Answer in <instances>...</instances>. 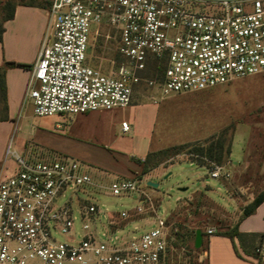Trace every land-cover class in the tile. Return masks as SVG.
I'll return each mask as SVG.
<instances>
[{"label": "built area", "instance_id": "obj_1", "mask_svg": "<svg viewBox=\"0 0 264 264\" xmlns=\"http://www.w3.org/2000/svg\"><path fill=\"white\" fill-rule=\"evenodd\" d=\"M101 23L116 31L122 59L109 72L89 64ZM155 64L161 70L148 76ZM258 75L264 0H53L26 100L38 117L72 119L127 108L143 85L158 103ZM8 155L14 170L0 179V264H163L175 235L171 213L160 214L140 179L106 183L83 161L33 145L23 153L10 145ZM211 166L219 179L223 166ZM134 194L131 211L104 210L97 200ZM137 217L143 227L127 230Z\"/></svg>", "mask_w": 264, "mask_h": 264}, {"label": "rangeland", "instance_id": "obj_2", "mask_svg": "<svg viewBox=\"0 0 264 264\" xmlns=\"http://www.w3.org/2000/svg\"><path fill=\"white\" fill-rule=\"evenodd\" d=\"M115 37L116 31L106 23L95 29L88 52L91 66L107 72L115 68ZM2 114L0 99V118ZM58 117L30 113L17 133L16 149L21 148V142L29 141L33 144L27 150L33 145L35 152L45 155L63 153L74 157L106 183L125 178L140 179L146 186L149 182L157 184V188L148 186L146 190L161 206V215L171 213L175 234L163 264H207L200 255L205 247L195 248L194 233L214 229L216 234H224L239 224L245 209L264 192V75L172 95L158 103L143 85L131 106L80 115L69 120L65 129L54 131ZM124 122L129 125L127 132L123 130ZM227 128L231 154L222 165L219 179L210 176L211 169L192 163L186 153L154 157V167L143 175L138 163L149 151L204 143ZM42 131L50 134L38 139ZM97 200L111 212L131 211L139 203L136 194L130 199L103 196ZM142 218L128 222L127 230L143 227ZM251 251L262 260L261 242Z\"/></svg>", "mask_w": 264, "mask_h": 264}, {"label": "crops", "instance_id": "obj_3", "mask_svg": "<svg viewBox=\"0 0 264 264\" xmlns=\"http://www.w3.org/2000/svg\"><path fill=\"white\" fill-rule=\"evenodd\" d=\"M16 1L18 5L15 16L4 23L5 31L0 42V74L5 83L8 106L7 119L0 118V179L11 175L14 170V163L8 155L10 145L15 151L23 153L27 151L29 145L33 144L28 141L21 142V148L17 146L16 149L14 146L16 140L18 143L17 133L21 130L23 121L30 113L34 114L33 106L26 100V95L32 69L38 60L43 40L48 33L50 6L53 0ZM30 1H35V4L25 3ZM79 116L72 119L58 117L54 131L65 129L64 125L67 126L69 120L73 121ZM46 134L50 133L42 131L38 139H43V135ZM152 152L156 151H149L147 155ZM10 162L13 163L12 166L9 165ZM239 229L242 234L249 236L244 246L237 238L233 241L218 234L206 239L205 250L200 252V255L207 259V264H264V255L261 260L256 258L251 251L255 246L260 245V242L264 247V241L251 237L264 234V202L255 214L240 222Z\"/></svg>", "mask_w": 264, "mask_h": 264}, {"label": "trees", "instance_id": "obj_4", "mask_svg": "<svg viewBox=\"0 0 264 264\" xmlns=\"http://www.w3.org/2000/svg\"><path fill=\"white\" fill-rule=\"evenodd\" d=\"M25 3L32 5V4H35V1H30V2H25ZM17 5H18V1L16 0L0 1V42L3 39V35L5 31L4 23L14 18ZM116 59L119 62L122 61V59H120L118 55L116 56ZM158 70H161V69H158V65L156 64L152 65L150 67V73H148V76L151 75V72L153 74H156ZM0 99L3 103V114L1 118L7 119V111H8L7 95H6L4 79L1 74H0ZM228 131L229 129L227 128L223 130L219 134V136L217 137L214 136L212 138H209L204 143L174 145V146L168 147L160 151L149 153L146 156V158L140 159L138 164L142 168L143 175H146L149 173L151 168L154 167L152 165L153 164L152 159L154 157L163 159V158L175 156L181 153H186L189 156V160L192 163H195L196 165L200 167L211 169L212 164L215 166H222L226 162L229 155L231 154V149H230L231 144L227 138ZM263 202H264V192L260 194L253 201V203L250 204L245 209L242 220L255 214L258 207ZM239 224H237L235 227L225 232L224 234H218V235L228 237L233 241L237 238L239 239L241 244L244 246V243L249 236L244 235L240 232ZM208 237L209 236L207 235V232H204V242H203L201 249L204 247L205 241ZM251 237L253 239H259L260 241H264V234L252 235ZM195 238H196V232L194 233V236H193L194 245H195ZM236 252L240 256L238 250Z\"/></svg>", "mask_w": 264, "mask_h": 264}, {"label": "water", "instance_id": "obj_5", "mask_svg": "<svg viewBox=\"0 0 264 264\" xmlns=\"http://www.w3.org/2000/svg\"><path fill=\"white\" fill-rule=\"evenodd\" d=\"M148 186H151L153 188H157L158 185L157 184H154L152 182H149L148 183ZM185 189H183L184 191ZM203 242H204V233L201 229H198L196 231V238H195V248L196 249H201L202 245H203Z\"/></svg>", "mask_w": 264, "mask_h": 264}]
</instances>
